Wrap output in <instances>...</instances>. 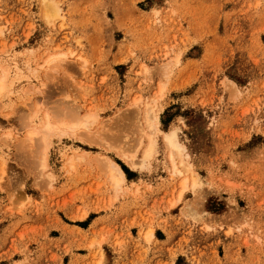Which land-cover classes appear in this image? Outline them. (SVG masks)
Instances as JSON below:
<instances>
[{
    "label": "rangeland",
    "instance_id": "rangeland-1",
    "mask_svg": "<svg viewBox=\"0 0 264 264\" xmlns=\"http://www.w3.org/2000/svg\"><path fill=\"white\" fill-rule=\"evenodd\" d=\"M42 1L0 0V264H264V0Z\"/></svg>",
    "mask_w": 264,
    "mask_h": 264
},
{
    "label": "bare ground",
    "instance_id": "bare-ground-1",
    "mask_svg": "<svg viewBox=\"0 0 264 264\" xmlns=\"http://www.w3.org/2000/svg\"><path fill=\"white\" fill-rule=\"evenodd\" d=\"M42 3H44L42 6L43 7V16H44V20L47 24H51L53 23L54 20H56L57 18H60L61 15L59 13V9L54 5L51 4V2L48 3V1L43 0ZM72 55V54H70ZM66 58L65 53H56L53 55H49L45 60H44V64L41 65L40 67H48L49 64L54 63L56 64V66L54 64H51L52 67L53 65L55 66V68L58 65V62L60 63V61H64V59ZM66 61V60H65ZM43 63V62H42ZM7 68V67H6ZM54 68V67H53ZM7 70H5L3 67H0V98L4 96L6 89V78H7ZM10 86V85H9ZM11 87V86H10ZM35 102V101H34ZM25 107L28 106L26 103H24ZM148 107V106H147ZM31 109V108H30ZM78 109V108H76ZM28 111L29 108L27 109ZM32 110V109H31ZM149 110V109H148ZM79 110H77L78 112ZM75 114V113H73ZM76 115V114H75ZM72 116V114H71ZM78 116V115H76ZM72 119V121H71ZM70 121H52L50 120L48 115L43 116L42 121L39 123L40 125L38 127H34L33 125L30 126L25 133V142H29L31 140H33V138H38L36 136H39L40 140L42 142H46L47 137L49 135L52 134H66V133H76L79 130H85L87 129L88 125L91 124V117L90 115H86L80 118L79 116L74 120L73 118H71ZM28 121L29 124V120L27 119L26 122ZM31 121V120H30ZM30 125V124H29ZM38 138V139H39ZM165 140L167 142L168 145H170L172 148H179L180 146V141L176 135L175 132H171L170 134H167L165 136ZM33 141H31L30 143H32ZM42 143V144H44ZM152 150V145L151 143L149 144V146L147 147V149L145 150V154H144V159H148L151 156V151ZM124 155V154H123ZM127 159V161L133 165L134 162V157L130 156L127 157L126 155H124ZM70 160H72L70 158ZM73 161V160H72ZM106 174L108 176L109 182L111 183V186L115 189L119 188V186L122 184L123 180H124V175L123 172L119 169V167L114 164L112 161L108 160L107 161V166H106ZM186 183H187V179L184 178L179 184H180V193H179V197L181 196L183 190L185 191L186 189ZM198 186V182L196 178H191V189H195ZM180 200V199H179ZM150 235V234H149Z\"/></svg>",
    "mask_w": 264,
    "mask_h": 264
},
{
    "label": "trees",
    "instance_id": "trees-1",
    "mask_svg": "<svg viewBox=\"0 0 264 264\" xmlns=\"http://www.w3.org/2000/svg\"><path fill=\"white\" fill-rule=\"evenodd\" d=\"M124 170V169H123ZM127 174V172H125Z\"/></svg>",
    "mask_w": 264,
    "mask_h": 264
},
{
    "label": "crops",
    "instance_id": "crops-1",
    "mask_svg": "<svg viewBox=\"0 0 264 264\" xmlns=\"http://www.w3.org/2000/svg\"><path fill=\"white\" fill-rule=\"evenodd\" d=\"M154 236H155V233H154Z\"/></svg>",
    "mask_w": 264,
    "mask_h": 264
}]
</instances>
